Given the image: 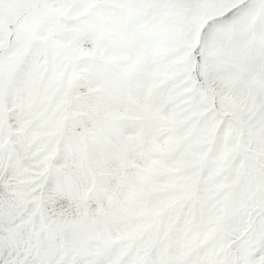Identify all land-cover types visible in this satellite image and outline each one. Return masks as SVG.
<instances>
[{
	"label": "snow or ice",
	"instance_id": "6c2138e0",
	"mask_svg": "<svg viewBox=\"0 0 264 264\" xmlns=\"http://www.w3.org/2000/svg\"><path fill=\"white\" fill-rule=\"evenodd\" d=\"M0 264H264V0H0Z\"/></svg>",
	"mask_w": 264,
	"mask_h": 264
}]
</instances>
